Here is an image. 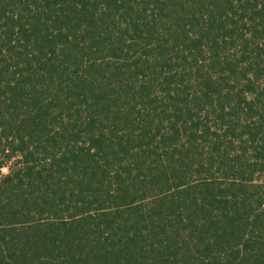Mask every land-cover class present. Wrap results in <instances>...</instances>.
<instances>
[{
  "label": "trees",
  "instance_id": "trees-1",
  "mask_svg": "<svg viewBox=\"0 0 264 264\" xmlns=\"http://www.w3.org/2000/svg\"><path fill=\"white\" fill-rule=\"evenodd\" d=\"M0 264H264V0H0Z\"/></svg>",
  "mask_w": 264,
  "mask_h": 264
},
{
  "label": "rangeland",
  "instance_id": "rangeland-1",
  "mask_svg": "<svg viewBox=\"0 0 264 264\" xmlns=\"http://www.w3.org/2000/svg\"><path fill=\"white\" fill-rule=\"evenodd\" d=\"M4 172H6V170H4Z\"/></svg>",
  "mask_w": 264,
  "mask_h": 264
}]
</instances>
